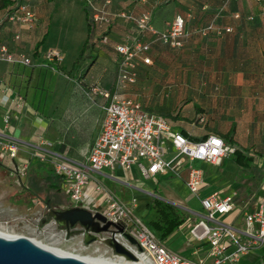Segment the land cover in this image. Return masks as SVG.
Listing matches in <instances>:
<instances>
[{
    "label": "crops",
    "instance_id": "crops-1",
    "mask_svg": "<svg viewBox=\"0 0 264 264\" xmlns=\"http://www.w3.org/2000/svg\"><path fill=\"white\" fill-rule=\"evenodd\" d=\"M3 1L6 0H0V48H8L17 58H30L33 66L0 61V129L3 118L9 116L11 127L7 134L23 144L16 160L0 153L1 218L11 214L23 220L44 212L48 219L56 221L58 212L71 208V200L65 202L60 197L68 195L65 179L55 173L50 163L35 157L36 146L44 141L66 158L77 162L86 159L110 102L98 89L117 91L123 57L116 48L139 41L153 42L123 14L139 18L149 13L160 32L167 31L170 22L182 16L186 19L187 38L182 49L162 43L152 45L148 53L152 65L135 59L137 84L120 90L121 98L165 117L171 114L162 113L163 109L169 112L170 108L165 107L183 96L188 103L183 109L187 114L171 120L175 131L199 142L209 136L224 140L234 128L235 146L264 158V0H7L12 2L7 7H3ZM92 2L104 10L111 22L90 25L88 7ZM21 5L34 13L33 24L8 19L9 12ZM252 16L255 20H248ZM211 23L224 31L231 28L232 32L201 36ZM87 43L90 52L76 65ZM53 50L64 57L59 71L45 60V54ZM263 158L256 164L261 166ZM24 161L29 164L26 178L11 176ZM189 165L204 172L205 186L200 197L215 192L222 197L237 194L229 225L245 228V215L264 199L263 179L258 184V180L246 176L230 154L220 166L188 162L181 170L185 186ZM92 175L86 188L88 195L95 193L100 181L126 202L129 201L124 195L129 191L134 193L131 200H138V194L151 198L159 195L158 183L175 177L144 180L137 167ZM165 198L187 213L185 223L176 232L185 233L204 215V211L198 214L186 208L185 201L174 191ZM76 238L82 239L79 235ZM163 242L185 257L212 264L207 242L194 240L191 233L180 251L172 249L168 239ZM238 264H264V243L244 255Z\"/></svg>",
    "mask_w": 264,
    "mask_h": 264
},
{
    "label": "built area",
    "instance_id": "built-area-1",
    "mask_svg": "<svg viewBox=\"0 0 264 264\" xmlns=\"http://www.w3.org/2000/svg\"><path fill=\"white\" fill-rule=\"evenodd\" d=\"M123 17H128L123 14ZM264 16V12H263ZM97 21H105V13L96 9L94 16ZM141 32H149L157 37L156 40L170 44L175 48H182L187 38L185 20L178 16L169 24L165 32L158 31L152 24L151 14L145 13L139 18H132ZM236 18H240L237 14ZM12 22L31 25L35 22V15L25 5L9 15ZM250 20L253 17H249ZM211 29V26L208 27ZM232 29L228 28L227 32ZM117 52L123 57L120 65L117 91H98L110 102L105 107V116L101 131L92 145L86 159L77 162L55 152L51 146L41 141L36 146L35 157L42 162L50 163L55 173L65 179V189L71 200V208L90 212L93 217L100 214L106 222H100L103 228L107 223V231L95 234L79 226L60 230L59 235L66 241L79 235L86 239L90 235L97 237V243L107 245V242L120 244L136 254L140 253L152 264H206L205 260H194L171 250L161 241L148 224L135 216L138 200L133 198L129 202L122 200L112 193L104 184L97 181L95 193L88 195L86 188L90 185L94 173L117 168L130 170L137 167L144 180H151L158 176H175L182 178V168L189 163L201 162L213 166L222 165L225 158L234 152L224 140L217 136H209L203 141H191L181 132L175 131L170 123L162 116L145 111L141 104L121 98L119 91L135 84L137 72L134 60L141 58L144 64L152 65L153 61L146 54L150 51V44L142 41L133 45L118 46ZM49 63L61 65L64 57L59 51L45 54ZM0 61L32 66L30 58H17L8 48H0ZM11 127L9 116L3 118L0 129V153L12 160L19 157L22 142L7 134ZM170 143L177 155L169 162L164 158ZM29 164L21 163L11 176L24 179L28 174ZM186 186L191 193L200 197L205 186L202 169L189 165ZM101 197L98 199V196ZM237 194L222 197L219 193H211L200 197L204 211L202 218L195 222L190 230L191 236L198 242H207L212 264H238L241 258L264 243V199L257 208L245 215V228L236 229L232 225L224 224L217 216H225L236 207ZM56 225L52 220L50 225ZM128 236L136 241L133 245ZM100 250V247H97ZM111 249V248H110ZM113 250V249H111Z\"/></svg>",
    "mask_w": 264,
    "mask_h": 264
},
{
    "label": "rangeland",
    "instance_id": "rangeland-1",
    "mask_svg": "<svg viewBox=\"0 0 264 264\" xmlns=\"http://www.w3.org/2000/svg\"><path fill=\"white\" fill-rule=\"evenodd\" d=\"M136 84L137 83L132 86H135ZM169 104L170 107L165 108L166 110L170 108V111L167 112L165 111V109H163L164 112L162 111V113L171 114L172 119H178L179 115L187 114L186 112L184 113L183 109L188 103L183 99V96H178V100L176 102L171 101V103ZM176 155L177 153L175 152L173 146L170 145L169 151H167L164 160L169 162ZM158 187L160 190V194L155 195L152 198L138 194L139 204L134 212L135 216L147 222V224L151 227V229L158 237L160 234L157 229L152 227L151 222L158 220L159 209L162 205H166V203H169L171 205H174L175 208H177L178 212L187 215L183 208L178 206L175 202L169 201L167 198H165V196L169 192L174 191L179 198L185 201V207L189 210H192L194 213L199 214L203 212L200 200L198 199L197 195L189 191V189L183 183L182 178H164L160 183H158ZM133 194L134 193L132 191H129L126 195H124V198L127 201H130ZM60 197H64V201L69 202L70 198L68 195ZM230 216V214H227L225 216H217V219L222 223L229 225L232 222ZM51 221L52 220L50 218L48 219L46 213L44 212H42V214L39 213L33 216H27L23 220H21V218L17 220L15 219V216L11 214H5L4 217H0V233L11 234L15 237H28L45 248H57L67 251L74 243H76V241H78V238H76L77 234L72 235L73 238L76 239L75 242L72 240L66 241L64 237H61L59 235L53 236V233H60V230L68 229V227H59L57 224H51L50 226H48ZM190 230L191 228H188L185 233L175 232L170 238H168V244L170 245V247L177 251H180L181 248L183 249V247H185L187 244L188 234L190 233ZM93 244L96 247H100V251L108 258L118 259L122 257L120 255H116L108 245H100L97 242H94Z\"/></svg>",
    "mask_w": 264,
    "mask_h": 264
},
{
    "label": "water",
    "instance_id": "water-1",
    "mask_svg": "<svg viewBox=\"0 0 264 264\" xmlns=\"http://www.w3.org/2000/svg\"><path fill=\"white\" fill-rule=\"evenodd\" d=\"M56 221L61 224L67 222L68 228H75L77 224H80L95 234L107 231L111 225L107 223L101 228L98 221L106 222L102 215L98 214L93 217L86 210L74 208L58 212ZM128 239L133 245H136L133 238L128 236ZM96 241L97 237L90 235L86 239L74 243L63 254L57 255L28 237L9 239L0 236V264H116L93 244ZM107 245L113 249L116 255H120L126 260H139L134 252L120 244L107 242Z\"/></svg>",
    "mask_w": 264,
    "mask_h": 264
},
{
    "label": "trees",
    "instance_id": "trees-1",
    "mask_svg": "<svg viewBox=\"0 0 264 264\" xmlns=\"http://www.w3.org/2000/svg\"><path fill=\"white\" fill-rule=\"evenodd\" d=\"M3 4V7H7L9 6L10 4H12V2L10 1H3L2 2ZM20 7V6H19ZM18 6L16 8H14V10H11L9 12V14H12L15 10H17L19 8ZM96 9L97 10H101L104 12V10L100 9L98 6H95L94 3H90L89 4V7H88V17L90 18V25L93 24V23H98V22H105V23H108L111 22V19L106 16L105 14V17H106V20L105 21H97L95 20L94 16L96 14ZM129 17V16H128ZM132 17V16H131ZM182 17V16H181ZM253 17V16H252ZM184 18V17H183ZM240 18H241V15H240ZM238 18V19H240ZM175 20V19H174ZM173 20V21H174ZM185 20V27H186V19L184 18ZM248 20H250L248 18ZM255 20V17H253L252 20L250 21H254ZM173 21H171L170 23H172ZM211 26V29H208V27ZM206 29H204L203 32H201V36L203 37H207L211 34H216V35H223L224 33H230V32H227V29L224 31L222 29H218L215 27V24L214 23H211L209 24ZM139 29V28H138ZM90 31H91V27H90ZM140 31V30H139ZM186 32V31H185ZM232 32V31H231ZM140 34L144 37H147V36H151L152 39H153V42H147V41H142L143 43H147V44H150V51L152 49V45L156 44V43H162V44H165L161 41H158L156 40L157 37L154 36L153 34L149 33V32H141L140 31ZM186 40V39H185ZM185 40H184V45L183 47L185 46ZM165 45H170V44H165ZM172 46V45H170ZM173 47V46H172ZM182 47V48H183ZM175 48V47H173ZM182 48H175V49H182ZM149 51V52H150ZM88 52H90V46L89 44L87 43L85 46H84V49L82 50V53L80 55V58L78 59V61L76 62V65L78 64H81V62L86 58V56L89 54ZM148 52V53H149ZM148 53L146 54L147 57H150L148 56ZM151 58V57H150ZM152 59V58H151ZM153 61V60H152ZM48 62V61H47ZM33 66V65H32ZM49 66H52L54 69L56 70H60L59 68V65L58 64H54V63H50ZM137 82V81H136ZM163 117V116H162ZM166 119V121L168 123H170L171 125V120L172 121H175L177 120L176 118L172 119V116L170 115H166L165 117H163ZM182 133V132H181ZM234 135H235V129L232 128V131L226 135L224 137V140H225V143L232 147L234 149V152L231 154L233 155L234 157V160L236 161V163L239 165L240 167V170L242 172H244L246 174V176H249L251 179H256L258 180V184H262V182L264 181V158L262 155L256 153V152H253V151H249V150H246V149H243V148H239L237 146H235V142H234ZM260 158H263V163L261 166H259L258 164H256V161ZM263 179V181H262ZM237 202V200H236ZM186 221V216L185 214H181L180 212L177 211V208H175L174 205H171L169 203H166V205H162L159 209V217H158V220L156 221H153L151 222V225L152 227H154L155 229L158 230L159 232V239L161 241H165L167 240L172 234H174L176 232V230L185 223ZM147 223V222H146ZM149 226V225H148ZM150 227V226H149ZM151 228V227H150Z\"/></svg>",
    "mask_w": 264,
    "mask_h": 264
},
{
    "label": "bare ground",
    "instance_id": "bare-ground-1",
    "mask_svg": "<svg viewBox=\"0 0 264 264\" xmlns=\"http://www.w3.org/2000/svg\"><path fill=\"white\" fill-rule=\"evenodd\" d=\"M0 236L6 237V238H9V239L19 238V237H15V236H13L11 234H3V233H0ZM46 249L54 252L57 255H61L64 252H66V251H64L62 249H57V248H46ZM136 255L139 258V260H137V261H128V260L124 259L123 257L118 258V259L117 258H115V259L109 258V259H111L116 264H152V262L147 260L144 255H142L140 253H137V252H136Z\"/></svg>",
    "mask_w": 264,
    "mask_h": 264
},
{
    "label": "flooded vegetation",
    "instance_id": "flooded-vegetation-1",
    "mask_svg": "<svg viewBox=\"0 0 264 264\" xmlns=\"http://www.w3.org/2000/svg\"><path fill=\"white\" fill-rule=\"evenodd\" d=\"M97 222V221H96ZM57 224H58V226H68L69 224L66 222V224H61V223H59L58 221H57ZM77 226H79V227H81V228H84L82 225H80V224H77L76 225V227ZM85 229V228H84Z\"/></svg>",
    "mask_w": 264,
    "mask_h": 264
}]
</instances>
